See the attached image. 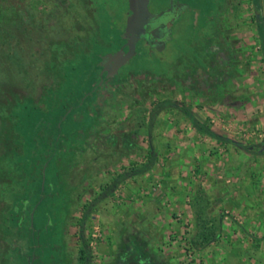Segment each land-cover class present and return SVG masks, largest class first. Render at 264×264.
I'll list each match as a JSON object with an SVG mask.
<instances>
[{
	"label": "rangeland",
	"instance_id": "1",
	"mask_svg": "<svg viewBox=\"0 0 264 264\" xmlns=\"http://www.w3.org/2000/svg\"><path fill=\"white\" fill-rule=\"evenodd\" d=\"M254 12L251 0H0V264H81L82 205L141 163L148 142L152 168L120 182L83 222L89 264H264ZM170 15L165 44L132 41L115 76L86 83L125 49L137 19ZM161 99L248 149L197 133L177 107L150 119ZM22 219L29 234L17 230Z\"/></svg>",
	"mask_w": 264,
	"mask_h": 264
},
{
	"label": "trees",
	"instance_id": "2",
	"mask_svg": "<svg viewBox=\"0 0 264 264\" xmlns=\"http://www.w3.org/2000/svg\"><path fill=\"white\" fill-rule=\"evenodd\" d=\"M251 2L253 5V8L255 10L254 15H253V20L255 22L256 32H257V36L259 39V48L261 50L262 60L264 63V26H263V20H262L260 0H251ZM122 40L124 42L125 37L122 36ZM106 56H104V59H103V62L105 65L104 71H101L102 69H92L88 73V75L86 76V83H88V81L94 77H95V79H98L99 77H101L102 80H105L106 78L110 77L109 74H107V72H108V66L110 65L111 54L107 57L110 59L107 62L104 61L105 59H107ZM115 75H116V71L114 73H112L111 76H115ZM95 87H98L97 82H95L94 85H91V87L89 88V90L86 93L85 98H83L82 101L87 99L86 97H87L88 93L92 89H94ZM81 96L83 97L84 95L82 94ZM169 106L177 107L182 112V114L187 118L188 122L190 123V125L193 127V129L197 133L208 136L210 138H213L218 143H229L234 147H241L244 150L248 149L247 145H243L235 139L223 136L220 133L216 132L214 129L211 128L208 121H206V120L202 121V120L197 119L194 116V114L192 113V111L189 109V107L185 106L183 103L178 102V101H174L171 99H161V100L153 102L151 105V108L149 109V113H148L149 118L152 119L153 117H155V115H157L158 111H160L166 107H169ZM64 109L66 110L65 106H64ZM64 109H63V111H64ZM64 119H65V117H64ZM61 122L62 121H60V124H61ZM263 142H264V138H263ZM155 161H156V151L154 150L152 145L148 142L147 152L144 155V160L141 163L132 164L128 167L121 168L120 171L115 173L105 184H103L101 186L99 192L90 201H88L82 205L83 211H82L80 220L78 222V225H79L78 232L79 233L77 236L78 240H79L78 258H79L81 264H89L90 257H91L88 242L83 237V233H82L83 222L86 219V217L88 216V214L90 213V210L98 202L103 200L108 195L112 194V192L114 191V189L118 186V184L120 182H122L123 180H125L127 178H132L136 175H139V174H142V173L148 171L150 168H152ZM199 215H201L200 212H199ZM26 218H27V221L29 222V218L28 217H26ZM199 218H200L201 224H202V222H204V221L202 220V217H199ZM23 220L24 219H22V222H20L19 228L17 230L19 233H28L29 234L30 232L27 230V228L22 227ZM209 223H210V221H209ZM203 224H205V222ZM202 227H205V225L204 226L202 225ZM204 230H205V228H204ZM27 258L29 259V261H34L33 256H28Z\"/></svg>",
	"mask_w": 264,
	"mask_h": 264
},
{
	"label": "flooded vegetation",
	"instance_id": "3",
	"mask_svg": "<svg viewBox=\"0 0 264 264\" xmlns=\"http://www.w3.org/2000/svg\"><path fill=\"white\" fill-rule=\"evenodd\" d=\"M137 5H140L141 7H144L143 3H137V1L133 2V7H135V12H141L142 9L138 8ZM132 14V13H131ZM133 16V14H132ZM133 18V17H132ZM131 20L133 21V19ZM142 18V17H141ZM173 20L172 15L161 18L160 16H153L149 17L147 19L142 18L140 20L137 19L135 24L140 28L138 31H129L127 34H125V41L123 42V46H125V49H117L114 53L111 54L110 58V65L108 66V71H110L114 65V63H117L120 61L124 56L131 55V48H132V41H139L143 40L147 43H151L154 41H158L165 44V41H168L171 36V22ZM163 32L162 37L160 38V33ZM128 57V58H129ZM120 65V64H119ZM112 71H115L113 69Z\"/></svg>",
	"mask_w": 264,
	"mask_h": 264
},
{
	"label": "water",
	"instance_id": "4",
	"mask_svg": "<svg viewBox=\"0 0 264 264\" xmlns=\"http://www.w3.org/2000/svg\"><path fill=\"white\" fill-rule=\"evenodd\" d=\"M128 57H129V55H126L120 61H118L117 63H114L112 69L110 71H108L107 74H110L113 69H116L117 66H119V64H121L123 61H125Z\"/></svg>",
	"mask_w": 264,
	"mask_h": 264
},
{
	"label": "crops",
	"instance_id": "5",
	"mask_svg": "<svg viewBox=\"0 0 264 264\" xmlns=\"http://www.w3.org/2000/svg\"><path fill=\"white\" fill-rule=\"evenodd\" d=\"M150 262H151V259H150Z\"/></svg>",
	"mask_w": 264,
	"mask_h": 264
}]
</instances>
